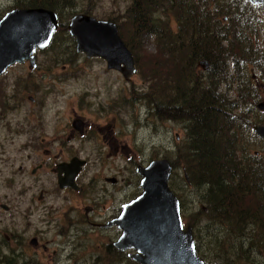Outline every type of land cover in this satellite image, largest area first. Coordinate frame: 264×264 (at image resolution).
<instances>
[{
	"label": "rangeland",
	"instance_id": "rangeland-1",
	"mask_svg": "<svg viewBox=\"0 0 264 264\" xmlns=\"http://www.w3.org/2000/svg\"><path fill=\"white\" fill-rule=\"evenodd\" d=\"M129 3L73 0L74 6L60 12L66 22L74 14L86 12L96 19L119 23ZM14 9H18L16 0H0V19ZM256 16L263 22L257 47L264 54L263 8ZM170 28H176L172 19ZM144 50L154 52L152 39L145 40ZM55 57L57 64L53 63ZM35 61L34 69L28 63L16 64L0 76L4 89L0 93L5 95L0 98V205L9 207L7 212L0 208V241H6L0 243V262L17 259V264H71V255L78 264H119L109 249L119 231L91 224H104L116 217L120 206L140 193L136 167L156 159L170 161L182 152V123L162 117L166 111L162 99L153 106L148 83L137 69L124 81L117 72L106 70L104 61L85 58L69 43L62 45L57 56L52 51L37 53ZM244 69L257 87L264 85L259 69L250 64ZM201 71L197 66L195 72ZM227 89L232 98L235 87ZM259 89L264 96V89ZM259 100L244 107L250 128L264 125L263 97ZM258 103L263 104L262 110L256 108ZM77 118L85 124L82 135L71 126ZM260 141H252L250 152L264 158V142ZM73 157L86 161L76 178L79 190H60L56 165ZM33 169H37L34 175ZM183 169L180 164L172 170L168 184L186 227L185 220L196 219L202 204L199 191L185 185ZM205 235L209 232L202 235L208 246ZM32 238L47 250H35L29 244ZM125 253L120 254L127 262ZM247 261L257 264L260 259L251 255Z\"/></svg>",
	"mask_w": 264,
	"mask_h": 264
},
{
	"label": "trees",
	"instance_id": "trees-1",
	"mask_svg": "<svg viewBox=\"0 0 264 264\" xmlns=\"http://www.w3.org/2000/svg\"><path fill=\"white\" fill-rule=\"evenodd\" d=\"M16 4L18 9L45 8L58 15L52 42L40 53L57 56L64 43L74 44L69 20L63 21L60 12L74 6L73 0ZM257 11L245 0H130L119 23L107 20L132 53L153 106L162 99V117L185 123V147L169 162L172 170L182 164L185 185L199 191L202 207L196 219L184 220L192 229L196 255L207 264H255L247 261L251 255L264 264V158L250 152L252 141H261L244 110L261 97L264 101L259 86L244 72L250 64L264 77V54L257 47L263 22ZM147 38L154 42L152 53L144 50ZM199 62H206L207 69L198 73ZM229 87H235L232 98L226 94ZM207 232L205 246L202 235Z\"/></svg>",
	"mask_w": 264,
	"mask_h": 264
},
{
	"label": "water",
	"instance_id": "water-1",
	"mask_svg": "<svg viewBox=\"0 0 264 264\" xmlns=\"http://www.w3.org/2000/svg\"><path fill=\"white\" fill-rule=\"evenodd\" d=\"M246 1L252 6H264V0ZM58 27V16L49 9L7 12L0 19V76L15 64L28 63L30 68H35V53L50 45ZM67 30L77 53L87 59H101L106 70L117 72L124 81L135 74L133 56L120 39L114 23L77 13L70 18ZM198 65L206 69L205 62ZM257 108L262 110L263 104L259 103ZM71 126L83 134L84 123L80 119H74ZM252 131L264 141V126L255 125ZM85 165L86 162L77 157L57 164L58 188L77 191L75 180ZM135 173L139 176V195L121 205L118 216L99 225L119 231L113 248L118 252L131 251L127 256L135 264H206L196 255L192 230L182 226L179 202L168 188L169 162L152 160L144 167H136ZM105 182L114 184L115 180L105 179ZM0 207L4 211L9 209L6 205ZM34 242L31 240L32 244Z\"/></svg>",
	"mask_w": 264,
	"mask_h": 264
},
{
	"label": "flooded vegetation",
	"instance_id": "flooded-vegetation-1",
	"mask_svg": "<svg viewBox=\"0 0 264 264\" xmlns=\"http://www.w3.org/2000/svg\"><path fill=\"white\" fill-rule=\"evenodd\" d=\"M250 7H253V8H256V9H258V10H261L262 8H263V10H264V6H260V5H255V6H252V5H250ZM257 14H258V11H257ZM206 63V62H205ZM206 69H207V64H206ZM205 69V70H206ZM259 87H261V88H263L264 86L263 85H260ZM228 97V96H227ZM252 105V104H251ZM256 108H257V104H256ZM258 109V108H257ZM246 112H247V110H245ZM169 121V120H168ZM84 123V122H83ZM182 123V126H183V128H185V123L184 122H181ZM85 125V124H84ZM252 130V129H251ZM185 131V130H184ZM175 138H177L176 136H175ZM254 154H256V153H254ZM74 158V157H73ZM72 159V158H71ZM70 159V160H71ZM69 160V161H70ZM68 161V162H69ZM38 167H42V165H40V166H38ZM38 167H36L37 169H40V168H38ZM37 169H33V170H37ZM33 170H32V172H33ZM31 172V173H32ZM35 174V173H34ZM33 173H32V175H34ZM75 183H76V180H75ZM77 185V184H76ZM77 187H78V190H79V186L77 185ZM67 189H70V190H72L71 188H66V189H64V190H67ZM77 190V191H78ZM40 198V197H39ZM87 213H88V210H85V218L87 219L88 218V216H87ZM113 218H115V217H113ZM112 218V219H113ZM111 220V219H110ZM109 221V220H108ZM105 224V223H104ZM91 225H93L94 227H96V228H104V227H100L99 225H103V224H91ZM110 228V227H109ZM31 240H35V242L32 244L31 243ZM29 244L35 249V250H38V249H41L42 251H46L47 250V247L45 246V245H43V246H41V247H39V242L37 241V238H32V239H30V241H29ZM113 244V243H112ZM112 244H110L109 245V248L111 247V249L110 250H115L114 248H113V246H112ZM116 251V250H115ZM116 252H118V251H116ZM118 253H124V252H118ZM129 253L128 252H126L125 253V256L126 257H128L127 255H128ZM50 261V260H49ZM68 261L71 263V264H78L75 260H74V258L71 256V255H69V257H68ZM107 261H109V259L107 260ZM126 261V259L125 258H123V259H120V261L118 262L119 264H121V263H123V262H125ZM129 262H131L132 263V261L128 258L127 259V262H125V264H128ZM108 263V262H107ZM106 263V264H107ZM50 264H57V262H51L50 261Z\"/></svg>",
	"mask_w": 264,
	"mask_h": 264
},
{
	"label": "bare ground",
	"instance_id": "bare-ground-1",
	"mask_svg": "<svg viewBox=\"0 0 264 264\" xmlns=\"http://www.w3.org/2000/svg\"><path fill=\"white\" fill-rule=\"evenodd\" d=\"M164 109V108H163ZM161 110V109H160ZM166 114V113H165ZM163 115V114H162ZM164 117V116H163ZM162 118V117H161ZM176 161V160H175ZM200 210V209H199ZM194 213V212H193ZM199 213V212H198ZM195 214V213H194ZM197 214V213H196ZM195 216V215H194ZM211 228H212V226H211ZM212 230H213V228H212ZM220 231V230H219ZM216 233V232H215Z\"/></svg>",
	"mask_w": 264,
	"mask_h": 264
}]
</instances>
